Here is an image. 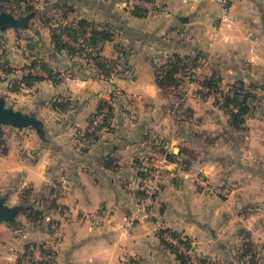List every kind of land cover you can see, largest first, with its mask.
Wrapping results in <instances>:
<instances>
[{"label": "crops", "instance_id": "obj_1", "mask_svg": "<svg viewBox=\"0 0 264 264\" xmlns=\"http://www.w3.org/2000/svg\"><path fill=\"white\" fill-rule=\"evenodd\" d=\"M40 1L41 14L57 3H68L75 12L66 21L85 17L114 26L115 41L103 44L102 54L120 56L118 66L124 73L116 83L122 94L115 93L111 100V127H103L94 138L87 134L89 118L102 100L110 99L112 87L95 74L93 61L55 49L50 29L42 25L37 11L30 22L32 29L37 20L42 27L33 29L35 47L23 38L17 50L0 49V96L17 109L36 113L46 130L42 139L33 128L10 126L7 151L0 155V190L10 193V203L16 204L24 189L32 187L46 197H57L60 206L48 212L43 224L23 215L18 226H10V250L16 254L7 263L15 264L27 243L47 240L49 220L59 222L61 234L53 264H134L132 259L138 264H177L176 255L158 236L161 227L191 236L199 255L218 263L234 262L233 247L244 225L234 229L228 225L248 220L247 210L252 216L264 209V0H232L228 23L221 21L220 0H155L163 8L146 17L132 14L130 0ZM115 42L126 48V54ZM174 52L199 54L202 65L206 62L204 75L217 71L224 87L240 80L258 85L253 91L260 100L247 116L246 130L232 129L228 114L198 91L188 93L181 108L171 110V103L178 105L181 99L175 91L166 93L157 86L151 59ZM35 55L59 71L60 80L45 78L33 87L11 91L12 81L26 73L47 76L44 70L27 67ZM4 64L13 72H4ZM191 86L196 85L185 81L181 91H190ZM184 108L193 110L192 118H186ZM203 131L218 132L219 138L208 144L196 136ZM230 134H240L241 140H232ZM184 146L194 149L197 158L189 166L181 163L186 154L167 161L176 175L163 181L154 208L132 226L123 224L139 201L145 167L162 157L161 150L178 154ZM199 175L211 183L231 185L228 199L196 187ZM255 182L261 183L262 198L248 191ZM53 187L55 195L50 193ZM99 211L110 217L100 226L92 218ZM245 226L258 245L255 225ZM20 229L25 234L18 237ZM35 256L42 259V251L36 249Z\"/></svg>", "mask_w": 264, "mask_h": 264}, {"label": "trees", "instance_id": "obj_2", "mask_svg": "<svg viewBox=\"0 0 264 264\" xmlns=\"http://www.w3.org/2000/svg\"><path fill=\"white\" fill-rule=\"evenodd\" d=\"M4 9H9L16 13L19 11L22 13H30L33 11L40 12L36 7L35 0H0V10ZM160 9H149L139 4H133L132 14L137 17H146L155 10ZM53 10L55 13L52 15H48L47 12H43V14L40 12L39 17L42 25L49 27L55 49L58 51L65 50L69 54L82 57L89 62L90 60L93 61V63H95V74L97 76L104 74L105 76L110 77L114 74L117 78H120L123 75L124 69L119 68L118 66L120 56L116 58H108L102 54L103 44L115 41L117 31L112 24L98 23L85 17H80L79 19L76 18L74 21H66L70 18L71 14L75 12V9H73L68 3H57L54 5ZM65 36L69 39H65ZM24 39L28 40L29 46L35 47L36 41H34L31 36L24 37ZM70 41H73V43ZM3 45V42L0 40V49L2 50ZM115 47L123 55L126 54V48L120 43L115 42ZM1 57L2 56L0 55V58ZM31 59L32 60L27 67L35 70H44L47 72V76L26 73L21 79L12 81L10 87L11 91L18 92L23 87H33L36 83L45 78L51 79L54 82L60 80L61 73L51 68L45 60L38 55H35ZM160 60L161 61L156 60L155 58L151 59L155 71L156 84L166 93L175 91V94L181 99L178 102L177 109L181 108L185 101L184 91H181L182 85L187 78H197L196 80L201 86H203L202 88H207V90H198V93H200L203 98H209L211 95L215 96L216 99L214 102L218 104L226 114H228L229 124L232 129L236 131L246 130L245 124L247 116L251 113L254 103L260 100V97L253 91V88H257L258 85L254 83L247 84L243 80H240L224 87L222 85L221 75L214 70L211 71V74L204 75L202 77L203 79L198 77L197 70L202 65L199 54L183 55L174 52L166 57H162ZM3 68L6 73L13 72V69L9 66L7 67L5 64L3 65ZM81 69L82 68L80 67L79 70ZM114 97L115 93L112 92L110 99L102 100L97 110L91 114L89 118V126L96 115L100 114L104 108H108L104 121L93 131L87 132L88 135L92 134L94 135V138H96V133L103 127H111L113 118V104L111 100ZM184 113L186 118L190 119L193 116V110L191 108H184ZM1 133L0 136H2ZM196 136L198 139L204 140L208 144H212L218 139L217 136L208 131L196 133ZM0 145L3 147V152H6L7 146L5 145L4 140H0ZM181 154H186V158L181 160L182 165L185 166H189L191 160L196 159L198 155L194 149L187 146L182 147L178 154L165 149L161 150V156L166 158L168 162H175ZM151 167L152 164L145 167L143 176L140 180L138 188L140 193L139 201L144 196V190L141 189L142 180L146 176V169L149 170ZM50 193L55 195L57 193L56 188H51ZM156 197L157 195L155 198ZM56 198L57 197H46L43 195L42 191H35L32 187L26 188L22 192L21 202L26 203L27 208L22 214L26 216L28 221H31L34 224H43L49 214L48 212L60 207ZM47 226L49 232L52 234L58 228L59 222L57 220H49ZM238 234L242 238L238 254L239 261L248 264H257L258 245L253 240L251 232L246 228H240ZM158 236L163 246L176 255L178 261L177 264H195L191 260L190 255L183 249L184 246L187 248L192 246L194 239L191 236L182 230H177L172 227H161L158 231ZM36 246V242L27 243L24 253L18 255L15 264H24L23 262L25 260H28L31 264H53L50 257L55 253L51 251V249L43 247L42 244L40 247L45 259H37L35 256ZM132 262L138 264L137 261L133 259ZM198 263L217 264L216 261L207 255H199Z\"/></svg>", "mask_w": 264, "mask_h": 264}, {"label": "rangeland", "instance_id": "obj_3", "mask_svg": "<svg viewBox=\"0 0 264 264\" xmlns=\"http://www.w3.org/2000/svg\"><path fill=\"white\" fill-rule=\"evenodd\" d=\"M40 2H41L40 0H35L36 7L38 9L41 8V5H39ZM4 10L10 11L9 9H4ZM43 12H47L48 15H52V14L55 13L54 10H49V9H47V10L44 9ZM14 13L16 15H18V16H23V15L27 14V13H22L21 11H19L17 13L14 12ZM32 24H33V26H32L33 29H35L37 31H40V30L42 31V27H41V25L39 26L38 20L36 22L34 21ZM29 29L30 30H28V29H20V31L15 30V29H9V30L6 31L5 34L3 32H0V37H2V40L4 41V48H3V50L6 53L7 52L10 53V47H14L15 49L18 48V47H20V43H22V42L24 43V39H23L24 37L32 36L33 34H35L34 33V30L32 28H29ZM15 37H17L19 40L18 39H15ZM160 59L161 58L158 57V60L159 61H161ZM204 65H206V62H203V65L201 66V68H199L197 70V73H198L197 75L200 78H202L204 76V73L202 72V70H203L202 67H204ZM101 78H105V77H101ZM105 79L111 84L112 92L118 93L119 95L122 94V90H121V88L119 86V83L118 84L117 83H114V82L110 81L109 78H105ZM114 79H118V78L115 76ZM196 79H194V78H191V79L187 78L186 79V84L187 85L190 84V85H196V86H195V88L193 86H191L189 88L190 91H187L186 90L184 92V97H187L186 95L188 93H190L191 95L192 94H198L197 93L198 89H200V90L201 89L207 90V88H202L203 86H201L200 83ZM191 92H193V93H191ZM111 95H112V93H111ZM111 95H110V97H111ZM211 96L209 97V99L212 100V102H213V100L215 101V99H216L215 96H213V95H211ZM170 106H171V110L177 109V107H178V105H173L172 103H171ZM2 131H3V133H1L2 136H0L1 137L0 140L1 139L4 140L5 141V145L7 146L8 145V140L10 138V131H12V128H10V126H4V128H3ZM213 135H215V136H217L219 138L218 132L217 133L214 132ZM203 137H204V135H203ZM229 137L232 140H235V138H237L238 140H241L240 134H237L236 136L234 134H230ZM2 152H3V147L0 145V155H1ZM160 160H162V157L155 158V162L152 163V165H155V163H158ZM169 170H170V173H173L174 175H176V172L175 171H173L171 169H169ZM208 183L210 185V188H208V187H205L204 188L195 179L196 187H198V188L201 187V189H202L203 192H206V193H209V194L210 193L211 194H213V193L218 194V192H219L224 197L226 196V198L228 199V196H229V194L231 192V189H230L231 188L230 187L231 185H228V187H227V186H224L222 184L211 183V181H209V180H208ZM258 183L255 182L254 183V186L248 187V191L250 190V192H249L250 195L251 194H259L258 196L261 197V193H260V190H261L260 189L261 188L260 184L261 183L260 182H258ZM244 185L245 186H248L247 183H245ZM250 185H252V184H250ZM262 186L264 188V184H262ZM161 189H162V187H161ZM161 189L159 190V192L161 191ZM159 192H158V194H159ZM257 192H259V193H257ZM0 195H7L8 196V202H9V204H11L10 203V193H6V192L4 193V192H2V190H0ZM156 199H157V197H156ZM156 199H155L154 206L156 204ZM223 199H225V198H223ZM154 206H153V208H154ZM245 214H248V216H249V219L248 220H245V221L236 220V221H233L232 224H230L228 226H230L231 229H234L238 224L239 225H241V224L244 225V228L246 227L245 225L250 226V227H253L255 225L254 226L255 228H254V231H253V236H254L255 240H257L259 242V244H258L257 264H264V209L259 213L260 215H262V217H260L259 214H256V213L251 216V211L250 210L245 211ZM93 215L96 216L97 215V212L93 213ZM20 217H23V214H21ZM142 217L143 216H141L140 219ZM125 218H126V216L124 217V219L121 222L123 224L127 225V226H132V225H129V223L127 224L125 222ZM46 227H47V230L49 232V229H48V226L47 225H46ZM0 229H4V230L0 231V264H9V263H7V261L10 260V255L12 256L13 254H16V250L15 249L14 250L12 249L13 251L10 250V241H11V239H10V226L9 225L7 226V224H3L2 226H0ZM23 230H24V228H23ZM23 230H21V229L18 230V233H16V235L18 237L23 236L25 234ZM52 235H53V233L50 234V236L47 238V240H39L38 242H36L37 246H36L35 250L37 249V251H40L41 250L40 245H42V244H43V247H45V245L50 246L51 242L54 239ZM237 236H238L237 239L239 240L238 241V244L233 247V251H234L235 259L236 260L234 262H232L231 264H248V263L240 262L239 261L238 254H239L240 244L242 243V240H240V239H242V238H239V235H237ZM194 243H195V241H193V244ZM59 244H60V241L58 243H56V249L57 248L59 249ZM58 249L57 250H54L55 251V254L53 256H51L50 259H52V260L55 259L56 255L58 253ZM43 258L45 259L44 256L42 257V259ZM27 263L30 264V262L28 260H27ZM217 264H225V263H218L217 262Z\"/></svg>", "mask_w": 264, "mask_h": 264}, {"label": "built area", "instance_id": "obj_4", "mask_svg": "<svg viewBox=\"0 0 264 264\" xmlns=\"http://www.w3.org/2000/svg\"><path fill=\"white\" fill-rule=\"evenodd\" d=\"M232 0H220V7H221V21L228 23L231 20V16L229 13L230 3ZM130 3L132 4H139L142 6H151L154 9H160L162 8V4L155 0H130ZM101 77L109 78L110 81L116 83L117 79H114L115 75L113 74L110 77L105 76L104 74H101ZM108 112V108H104L102 112L98 115H96L91 123L90 126H88V130L91 132L93 131L98 125H100ZM170 168L168 167V162L166 158H162L158 163H155V165H152L151 169H146V176L142 180L141 183V189L144 190V196L140 199V201L137 202V204L133 207V209L130 210V212L126 215L125 222L129 225H133L137 220L140 219L141 216H144L148 214L151 209L154 206L155 203V196L159 192V190L162 187L163 180L166 178H171L175 176L173 173H170ZM196 180L201 186L210 188V185L208 183V179L204 175H199L196 177ZM94 223L97 225H103L110 217H108V214L105 211H99L97 212V215H92ZM53 241L51 242L50 246L45 245V248L51 249L55 253L54 250L56 249V243L60 241V231L57 228L53 232ZM184 251H186L190 257L191 260L195 264L198 263V256L199 252L194 244L190 248L183 247Z\"/></svg>", "mask_w": 264, "mask_h": 264}, {"label": "water", "instance_id": "obj_5", "mask_svg": "<svg viewBox=\"0 0 264 264\" xmlns=\"http://www.w3.org/2000/svg\"><path fill=\"white\" fill-rule=\"evenodd\" d=\"M36 12H30L23 16L16 15L13 11H0V31L9 29H27L31 26V20ZM4 126H12L18 129L33 128L40 138L45 139L46 130L43 121L34 112H26L7 103L5 96H0V133ZM27 208V204L20 202L9 204L7 195H0V224L16 227L19 217Z\"/></svg>", "mask_w": 264, "mask_h": 264}]
</instances>
